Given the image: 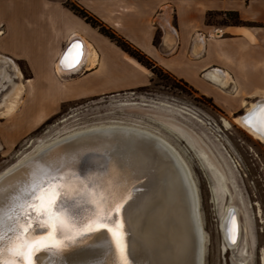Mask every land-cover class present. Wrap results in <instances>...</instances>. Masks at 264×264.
<instances>
[{"label":"crops","instance_id":"crops-1","mask_svg":"<svg viewBox=\"0 0 264 264\" xmlns=\"http://www.w3.org/2000/svg\"><path fill=\"white\" fill-rule=\"evenodd\" d=\"M68 2L233 118L264 101V0H0V25L8 24L0 28V57L12 62L17 80L8 73L1 81L0 94L5 82L10 88L0 101L19 91L15 109L0 117L12 116L21 101L52 103L42 119L59 103L150 83L147 68L77 16ZM229 12L245 24L224 21ZM73 42L82 43L84 62L59 70V57ZM18 60L27 63L28 78L13 62Z\"/></svg>","mask_w":264,"mask_h":264},{"label":"rangeland","instance_id":"rangeland-1","mask_svg":"<svg viewBox=\"0 0 264 264\" xmlns=\"http://www.w3.org/2000/svg\"><path fill=\"white\" fill-rule=\"evenodd\" d=\"M67 5L74 6L72 2ZM224 21L229 19L225 17ZM7 25L4 21L0 28L6 30ZM13 62L22 74H29L27 63ZM6 65L13 64L0 57V90L5 87L1 81L8 79L9 74L14 82L17 81L13 66ZM149 72L151 81L145 87L59 103L53 113L42 119L53 109L52 103L21 101L12 116L0 117V173L25 154L33 153L37 146L65 133L112 122L144 126L172 145L190 171L204 235L203 264H236L232 250L225 248L221 230V221L229 205L239 210L240 242L246 243L249 263L261 264L264 254V143L253 139L235 123L234 119H239L246 110L233 118L209 98L161 68ZM5 83L6 89L0 97L10 88V84ZM18 94L15 89L14 94L7 93L3 97L0 106H5L2 102L8 96H13L14 103L0 107V115L15 109ZM223 120L229 123L228 128L223 126ZM200 157L208 159L211 167L203 166ZM213 169L226 175V192L216 188L213 180H218Z\"/></svg>","mask_w":264,"mask_h":264},{"label":"snow or ice","instance_id":"snow-or-ice-1","mask_svg":"<svg viewBox=\"0 0 264 264\" xmlns=\"http://www.w3.org/2000/svg\"><path fill=\"white\" fill-rule=\"evenodd\" d=\"M82 56V45L73 42L61 65L75 70ZM253 115L246 123L264 128ZM92 151L42 153L0 176V264H188L182 246L161 252L140 225L148 197L138 185L148 161L133 169L103 152L104 162L94 167ZM236 231L233 217V244Z\"/></svg>","mask_w":264,"mask_h":264},{"label":"bare ground","instance_id":"bare-ground-1","mask_svg":"<svg viewBox=\"0 0 264 264\" xmlns=\"http://www.w3.org/2000/svg\"><path fill=\"white\" fill-rule=\"evenodd\" d=\"M79 43L82 45L81 42ZM63 55L64 53L60 55L58 60L59 69L71 70L61 65ZM9 62L12 63L11 61ZM10 102L14 103L13 96L11 98L8 96L2 103L7 107ZM257 104H252L247 108L249 113L244 118L235 119L234 121L252 138L264 141V128H256V130L249 123H246V118L252 111H259L260 105L257 106ZM5 106L1 105L0 107ZM261 120V118L255 117L254 122L259 123ZM118 123L112 122L111 124L90 126L75 130L69 134L65 133L64 136H60L51 142H44L45 144L37 146L33 153L29 155L24 153L25 155L21 156L20 160L18 158V161L1 172L0 176L14 172L17 168L42 153H46L48 157L55 158L63 154L64 150L69 146L91 147L93 151L90 155L95 159L89 162L94 167L104 162L103 157L100 155L103 152L113 156L119 155L125 164L133 169L141 161L147 160L148 165L144 169V174L141 175L144 183L138 185V187L144 189V193L148 197L147 207L142 213L140 220L141 227L151 236L155 248L159 251L165 252L177 246H182L184 249L183 259L188 264H203L204 235L198 211V196L186 163L172 145L157 136L153 131L147 130L148 128L144 129V126L142 127L138 124L122 125ZM223 126L228 128L229 123L223 120ZM183 137L185 138V136ZM190 147H192L191 144ZM197 154L199 157L200 154ZM199 159L204 164L203 166L206 165L207 169L211 167V162L208 159L201 157ZM213 171L217 175L218 180V182L213 180L216 188L225 191L226 175L217 169H213ZM238 211L236 206L229 205L226 207L223 218L221 217L223 242L227 249L232 250V258L236 264L241 262L234 252L241 239L240 226L242 224L240 225L239 223ZM233 217H235L237 226L235 244L232 243L231 233L229 232ZM244 249H247L246 243ZM249 258L244 261V264H250ZM261 264H264L263 253Z\"/></svg>","mask_w":264,"mask_h":264},{"label":"trees","instance_id":"trees-1","mask_svg":"<svg viewBox=\"0 0 264 264\" xmlns=\"http://www.w3.org/2000/svg\"><path fill=\"white\" fill-rule=\"evenodd\" d=\"M69 8L79 17L83 18L86 23L90 24L92 27L96 28L102 35L109 38L112 42H114L121 50L127 53L130 57L135 59L139 64L154 72L156 68H159L155 65V63L142 51L131 45L124 38L120 37L113 31L110 27L106 26L99 19L87 13L82 8L77 6H69ZM225 17L229 19V22L234 24H245L242 22L238 15L233 12L226 13ZM25 78L29 77V74L23 72Z\"/></svg>","mask_w":264,"mask_h":264},{"label":"flooded vegetation","instance_id":"flooded-vegetation-1","mask_svg":"<svg viewBox=\"0 0 264 264\" xmlns=\"http://www.w3.org/2000/svg\"><path fill=\"white\" fill-rule=\"evenodd\" d=\"M259 104H257V103H254V105L255 104H257V106H259V105H261V103H264V101L262 102V101H260V102H258ZM252 105V104H251ZM250 105V106H251ZM249 106V107H250ZM255 108V107H254ZM256 109V108H255ZM254 110V109H253ZM249 113V111L247 112V110H246V112L239 118V119H242V118H244L247 114ZM251 114H255V115H253V121H254V119H255V117L256 118H261V119H264V115H262V114H260L259 113V111H252L251 112ZM235 120V119H234ZM237 124V123H236ZM238 125V124H237ZM239 126V125H238ZM240 127V126H239ZM241 128V127H240ZM242 129V128H241ZM254 129H256L255 127H254ZM243 130V129H242ZM257 130V129H256ZM248 134V133H247ZM249 135V134H248ZM254 139V138H253ZM264 139V138H263ZM256 140V139H255ZM258 141H260V140H258ZM261 143H264V141H260ZM226 248V247H225ZM245 248V243L244 244H241V242L237 245V249L234 251L235 252V254L238 256V258H239V260L241 261L239 264H244V261H246V259L248 258V257H250V255H249V253H248V249H244ZM227 249V248H226Z\"/></svg>","mask_w":264,"mask_h":264}]
</instances>
